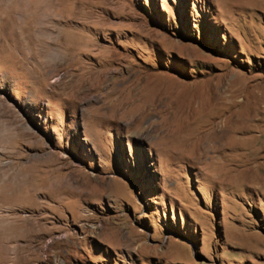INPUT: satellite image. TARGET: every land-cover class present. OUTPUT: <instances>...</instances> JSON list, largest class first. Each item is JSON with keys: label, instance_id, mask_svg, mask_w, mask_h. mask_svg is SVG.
<instances>
[{"label": "rangeland", "instance_id": "374dc122", "mask_svg": "<svg viewBox=\"0 0 264 264\" xmlns=\"http://www.w3.org/2000/svg\"><path fill=\"white\" fill-rule=\"evenodd\" d=\"M0 264H264V0H0Z\"/></svg>", "mask_w": 264, "mask_h": 264}, {"label": "bare ground", "instance_id": "6f19581e", "mask_svg": "<svg viewBox=\"0 0 264 264\" xmlns=\"http://www.w3.org/2000/svg\"><path fill=\"white\" fill-rule=\"evenodd\" d=\"M71 42H72V47L71 48H69V50H72V49H76V50H78L79 49V44H81V42L80 41H78V39L77 38H72L71 39ZM81 53L79 52V54L78 55H80ZM82 65V64H81ZM83 66V65H82ZM84 75H85V73H84ZM225 135L224 134H222L221 135V137H224ZM209 138H207V139H205L204 140V144H203V151L204 152H208L209 150H211V148H212V145L209 143Z\"/></svg>", "mask_w": 264, "mask_h": 264}]
</instances>
